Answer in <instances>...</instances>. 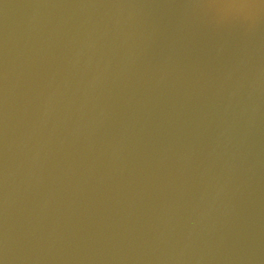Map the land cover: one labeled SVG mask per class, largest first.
Instances as JSON below:
<instances>
[{
	"label": "water",
	"instance_id": "obj_1",
	"mask_svg": "<svg viewBox=\"0 0 264 264\" xmlns=\"http://www.w3.org/2000/svg\"><path fill=\"white\" fill-rule=\"evenodd\" d=\"M0 264H264V0H0Z\"/></svg>",
	"mask_w": 264,
	"mask_h": 264
}]
</instances>
